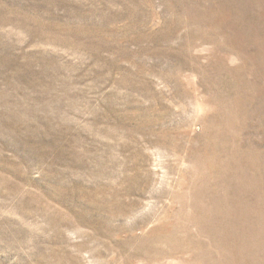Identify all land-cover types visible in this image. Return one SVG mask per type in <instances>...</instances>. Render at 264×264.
Instances as JSON below:
<instances>
[{"label":"rangeland","instance_id":"374dc122","mask_svg":"<svg viewBox=\"0 0 264 264\" xmlns=\"http://www.w3.org/2000/svg\"><path fill=\"white\" fill-rule=\"evenodd\" d=\"M0 264H264V0H0Z\"/></svg>","mask_w":264,"mask_h":264}]
</instances>
